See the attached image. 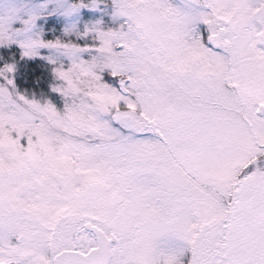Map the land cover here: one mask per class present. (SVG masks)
Masks as SVG:
<instances>
[{
    "label": "snow or ice",
    "instance_id": "1",
    "mask_svg": "<svg viewBox=\"0 0 264 264\" xmlns=\"http://www.w3.org/2000/svg\"><path fill=\"white\" fill-rule=\"evenodd\" d=\"M0 264H264V0H0Z\"/></svg>",
    "mask_w": 264,
    "mask_h": 264
}]
</instances>
